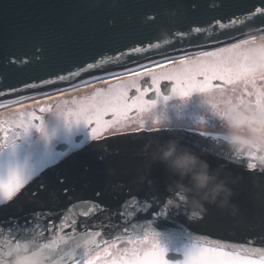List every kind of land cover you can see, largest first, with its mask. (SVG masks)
Wrapping results in <instances>:
<instances>
[{
  "label": "water",
  "instance_id": "1",
  "mask_svg": "<svg viewBox=\"0 0 264 264\" xmlns=\"http://www.w3.org/2000/svg\"><path fill=\"white\" fill-rule=\"evenodd\" d=\"M262 3L264 0H0V89L5 91L0 102L133 66L129 60L140 64L169 54L177 56L171 54L181 47L195 54L200 50L195 47L197 42L216 39L220 30L197 36L190 32V26L207 27L208 22L233 14L244 19L249 9ZM251 24L252 21H248L228 31L241 33L236 39L260 33L250 27ZM181 31L189 33L183 44L175 35ZM149 44L154 47L149 48ZM132 46H143L146 51L86 71L71 83L58 82L34 89L23 87L24 82L56 81L58 75H67L64 69L76 70L77 65L92 62L98 53L111 55L118 49L127 50ZM17 58L27 62L10 63ZM165 84L168 83H162ZM13 87L18 91L10 95ZM185 129L133 132L105 137L99 142H89L88 138L79 145L89 144L68 156V152L64 154L63 160L29 181L21 190L23 195L0 207L3 234H7L6 221L10 217L23 224L24 218L34 210L62 209L71 201L97 199L99 192V201L111 209H118L127 195L140 199L141 211L132 219V224L137 226L133 234L137 237L144 236L143 226L150 224L155 236L193 243L204 236L231 243L255 238V246H264V174L246 172L226 159L237 151L234 149L247 153L251 150L249 145L238 141L230 148L224 139L201 137L197 134L200 130ZM172 140H178L206 161L210 175L213 173L228 181L232 195L226 209L205 204L207 212L198 220L193 216L198 215V209L191 205L177 208L176 193L180 192L174 183L176 180L165 172L163 163L153 160ZM66 148V144H61L57 150L65 151ZM261 154L264 155V149ZM185 183L189 185V181ZM65 188L70 190L67 196L63 192ZM166 199H173L170 209L160 211L150 205L147 210L143 208L146 200L155 204ZM122 227L106 229V235L111 238L124 235ZM129 229L132 232L131 225ZM30 246L38 245H29L27 251L21 250L15 255L23 259L29 255Z\"/></svg>",
  "mask_w": 264,
  "mask_h": 264
},
{
  "label": "snow or ice",
  "instance_id": "2",
  "mask_svg": "<svg viewBox=\"0 0 264 264\" xmlns=\"http://www.w3.org/2000/svg\"><path fill=\"white\" fill-rule=\"evenodd\" d=\"M193 10H195L194 5ZM257 19L259 23L255 22ZM248 21H252L250 27H254L264 35V3L260 6L254 5L244 14V19L237 18L233 14L214 19L208 22L207 27L190 26V32L197 36L209 31L215 32L216 29L220 30L216 39L197 42L195 47L200 50L195 54L181 47L176 49L177 56H169L159 61L150 59L146 64L129 60L128 63L133 67L123 68L120 73L97 74L93 78L94 82L108 84L109 87L106 90L96 91L91 97L82 101H73L76 108L62 113L65 121L83 123L89 130V139L99 142L104 131L132 119L133 113H143L155 108L157 99H167L161 97L160 93V85L164 81L171 83V94L181 98L211 91H219L223 94L229 91L230 86L236 103L232 109L234 115L229 118L236 124L247 126L251 131L260 133V140L259 142L241 140L239 136H231L232 143L238 141L247 143L251 150L243 154L237 150L226 158L227 162L249 173L264 174V155L261 154L264 149V45L255 46V36L236 39L241 33L228 31ZM175 35L180 44L189 37V33L183 31ZM229 40L233 42L228 43ZM212 45L217 46L211 47ZM152 47L154 45L149 44V48ZM144 51L146 50L143 46H132L127 50L118 49L111 55L98 53L93 57L92 62L77 65L76 70L64 69L67 75H58L56 81L44 80L42 84L24 82L23 87L34 89L58 82L71 83L74 78L86 71L102 68L109 63L121 62L122 58L133 57ZM17 62L27 61H19L17 58L10 63ZM124 76H134L137 80L111 84L113 80L123 81ZM144 76H149L151 83L142 87L139 79ZM84 86L90 84L85 82ZM132 89L134 94L130 95ZM17 91L18 89L13 87L9 90V94H15ZM149 93H153L155 99H150L152 96H149ZM4 96L5 91L0 89V97ZM47 98L53 99V97ZM35 103L39 104L40 101ZM45 111L44 107L39 108V112ZM39 121L41 116H37L35 112L21 116L18 122L8 127L0 121V150L14 147L15 141L21 134L27 133L32 127L42 131V124H37ZM140 130H144L143 125L140 126ZM154 131L160 130L157 128ZM197 134L201 137L211 136L214 140L224 139L204 131ZM164 170L175 180L180 179L165 168ZM32 177L12 169L7 173L0 172V207L14 202V198L18 199L23 195L21 190ZM187 181L188 178L184 177L182 183L186 184ZM60 183H63V180ZM69 191L68 188L63 190L65 196ZM100 195L97 192V199L71 201L62 209L34 210L24 218L23 224L10 217L6 221L8 224L6 235L3 234L0 225V235H3V239L0 240V264H8L13 255L21 250L27 251L29 245L39 246L47 264H167L165 252L151 232L150 224L143 226V238L133 234L137 226L132 224V219L141 211L140 199L127 195L118 209H111L99 201ZM176 200L179 208L184 196L176 193ZM172 204L173 199L155 204L146 200L143 208L147 210L150 205L163 211L170 209ZM193 216L198 220L203 219L196 214ZM117 217H119L118 221ZM121 226L124 235H116L114 238L106 235V229ZM254 239L249 238L244 243H231L208 236L201 237L196 239L184 253L183 264H264V246H255Z\"/></svg>",
  "mask_w": 264,
  "mask_h": 264
},
{
  "label": "rangeland",
  "instance_id": "3",
  "mask_svg": "<svg viewBox=\"0 0 264 264\" xmlns=\"http://www.w3.org/2000/svg\"><path fill=\"white\" fill-rule=\"evenodd\" d=\"M252 36L256 37L255 46L264 45V35L261 33L250 34L242 39ZM89 80H91L89 83L90 86H84L85 84H81L77 88H72L69 87L70 85H67L61 90L56 89L55 91H51L54 92L51 93V95L46 93V95L43 94L42 96H34V98L31 97L33 99L26 102L9 101L2 103H13L12 105H9L10 107L0 110V121L4 123L5 127H8L10 124L14 125L20 120L21 116H27L28 113L35 112L37 116H41V121L37 122V124H42V131H39L37 127H32L27 131V133H22L15 141L14 147L3 148L0 150V154H2L0 155V161H7L4 159L6 158L4 155H16V158H24L21 163L23 164L24 162H27V158H30L33 155L30 154L28 156L29 152H24V150L26 148L28 150V147L33 144H41L42 142L44 144L42 149L49 153V163L54 159L53 156L59 157L69 151L68 150L63 153L59 152L60 154L57 153L55 148H53V146L57 143H67L72 140L73 147L74 144L72 138L73 136L75 137L79 134H82V142L87 140L89 138V130L84 126V124H75L71 121L66 122L62 113H66L67 111L74 110L76 108V104H74L73 101H82L91 97L96 91L106 90L109 87L108 84L94 82L93 78ZM133 80H137V78L134 76H124L123 81L113 80L111 84L115 85L118 83H128ZM165 83L168 82L165 81ZM259 83L260 82H258V85ZM76 84L73 85L76 86ZM47 97H53V99H48ZM200 97L206 101V104L203 107L199 106ZM35 101H40V103L37 104ZM235 103L236 99L230 91V86L229 91L223 94L219 91H211L203 94H193L192 96L185 98L171 95L170 97L168 96L167 99H158L156 107L151 110H147L143 113L131 114L132 119L125 121L122 125L113 126L111 129L104 131L102 135L118 134L138 128L140 129L141 125H143V128L171 125L223 135L228 133L230 136L235 135L240 138L259 141L260 133L251 131L247 126L236 124L229 118L234 115L232 109ZM40 107H44L46 111L43 113L39 112ZM208 108L213 114L208 112ZM48 109H51V111H48ZM241 112H243V109H241ZM225 125H227V127H225ZM34 140L36 142H34ZM36 153H40V150L36 151ZM10 159L11 158L8 157V160ZM13 159L15 158L13 157ZM23 166L24 165H22V167ZM25 167L28 168L29 166ZM33 169L29 175L35 174L37 171V168L34 171ZM155 238L164 252L174 249L181 250L185 253L193 244V242H191V244H185L181 239L162 235H156ZM165 260L167 261V264H171L167 258H165Z\"/></svg>",
  "mask_w": 264,
  "mask_h": 264
},
{
  "label": "clouds",
  "instance_id": "4",
  "mask_svg": "<svg viewBox=\"0 0 264 264\" xmlns=\"http://www.w3.org/2000/svg\"><path fill=\"white\" fill-rule=\"evenodd\" d=\"M205 104L206 101L200 97L199 106L203 107ZM207 110L213 114L209 108ZM224 141L230 148L234 147L228 133L224 134ZM156 159L163 163L174 176L180 178L174 182L178 191L184 196V201L180 203L179 207L191 205L198 209L200 218H203L207 212L205 204L216 205L221 210L228 207L232 195L228 181L220 179L216 174L211 173L210 175L207 162L201 160L190 149L182 146L178 140L169 141L166 147L159 150L158 156L153 157L154 161ZM184 177L188 178L189 185L182 183ZM141 182H143V178H141ZM189 219H192L191 215ZM8 264H47V261L38 246H30L28 256L21 259L13 255Z\"/></svg>",
  "mask_w": 264,
  "mask_h": 264
},
{
  "label": "flooded vegetation",
  "instance_id": "5",
  "mask_svg": "<svg viewBox=\"0 0 264 264\" xmlns=\"http://www.w3.org/2000/svg\"><path fill=\"white\" fill-rule=\"evenodd\" d=\"M150 80L151 79H150L149 76H144L141 79H139V83L143 87V86H145V84L150 85V83H151ZM162 83L160 85L161 97H166V98L168 96L170 97L172 95L171 94V83H168L167 85L166 84L162 85ZM132 90L134 92V89H132ZM149 96H152V97H150L151 99H155V96H154L153 93H149ZM133 114H136V113H133ZM157 128H159V130H187L184 127H172L171 125L170 126H168V125H160V126H153V127L144 128L143 131H154ZM133 132H141V130L138 128V129H134L132 131H127V132H123V133L103 136L100 139L105 138V137H111V136H114V135L129 134V133H133ZM72 139H73V144L75 145V146L73 145V147H72V140H71L70 142H67V143L66 142H59L55 146H53V148H55V151L57 153H59V152L63 153L65 151L69 150L68 153L66 154L68 156L71 153L76 152V151L80 150L82 147H84L85 145L89 144V143H87L85 145H79L82 142V134H79V135H77L75 137L73 136ZM34 142H36V141L34 140ZM89 142H92V141H89ZM38 143H40V142H38ZM61 144H66L67 145V148H66L65 151L57 150V147L59 145H61ZM43 146H44V144L41 142V144H36V145L33 144L32 146H29L28 150L26 148L24 150V152L25 151H27V152L29 151L28 156L30 154H33V155L30 158L26 157L27 158V162H24L23 164H21V163H22V160L24 158H16L17 157L16 155H10V156L4 155L6 157L4 159L7 160V161H0V172L3 171L4 173H7L8 170L12 169V170L20 172V173H22L24 175H29V173H31V170L33 168H34L33 171L37 168V171L35 172V174H32L33 177L28 180V182H29L35 176H37L41 171H43L44 169H46V168L58 163L59 161L63 160L66 157V155H62V156H59V157L53 156L54 159L48 163V160H49V155L48 154L49 153L45 152V150L42 149ZM38 150H40V153H36V151H38ZM0 155H2V154H0ZM23 155H25V154H23ZM8 157L11 158V159L8 160ZM13 157L15 159H13ZM28 160H31V161H28ZM22 165H24V166L22 167ZM25 166H29V167L26 168ZM138 238H143V237H138ZM168 239H171V238H168ZM183 243L191 244V242L189 243V242L184 241V240H183ZM165 258H167V260L170 261L171 264H182L183 260H184V252L181 251V250H174V249L167 250V251H165Z\"/></svg>",
  "mask_w": 264,
  "mask_h": 264
},
{
  "label": "bare ground",
  "instance_id": "6",
  "mask_svg": "<svg viewBox=\"0 0 264 264\" xmlns=\"http://www.w3.org/2000/svg\"><path fill=\"white\" fill-rule=\"evenodd\" d=\"M244 37H246V36H243V38ZM178 53L177 52H175V53H172L171 55H177ZM170 56V54L169 55H165V56H162V57H159V58H156V59H153V60H157V61H159V60H163L164 58H166V57H169ZM148 61H146V62H143V63H140V64H146ZM130 67H133V66H130ZM128 68V67H127ZM122 71V69L121 70H118V71H114L115 73H120ZM114 72H111V73H114ZM90 81L91 80H86V81H82V82H79V83H74V84H76V86L75 85H71L70 84V86L69 87H72V88H77V87H79L81 84H85V82H88V83H90ZM67 86V85H66ZM63 87H65V86H62V87H58V88H54V89H49V90H45V91H41V92H37V93H33V94H29V95H25V96H21V97H19V98H16V99H11V100H9V101H18V102H21V101H24V102H26V101H29L30 99H33L34 98V96H42L43 94L44 95H46V93H48V94H50L51 95V93H54V92H51V91H55L56 89H59V90H61ZM31 97H33V98H31ZM9 101H7V102H9ZM3 102V101H2ZM6 103V102H5ZM13 103H9V104H2L1 102H0V110L1 109H6L7 107H10L9 105H12ZM14 106V105H13ZM3 107V108H2ZM29 152V151H28ZM171 241V240H170ZM169 242V241H168Z\"/></svg>",
  "mask_w": 264,
  "mask_h": 264
}]
</instances>
